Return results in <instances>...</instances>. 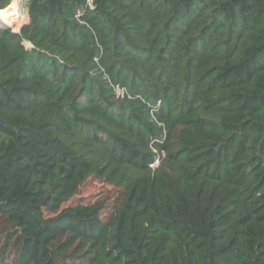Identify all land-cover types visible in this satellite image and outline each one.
I'll list each match as a JSON object with an SVG mask.
<instances>
[{
  "label": "trees",
  "instance_id": "obj_1",
  "mask_svg": "<svg viewBox=\"0 0 264 264\" xmlns=\"http://www.w3.org/2000/svg\"><path fill=\"white\" fill-rule=\"evenodd\" d=\"M27 8L0 25V264H59L65 237L78 264H264V0ZM91 177L122 192L107 221L69 205Z\"/></svg>",
  "mask_w": 264,
  "mask_h": 264
},
{
  "label": "rangeland",
  "instance_id": "obj_2",
  "mask_svg": "<svg viewBox=\"0 0 264 264\" xmlns=\"http://www.w3.org/2000/svg\"><path fill=\"white\" fill-rule=\"evenodd\" d=\"M15 1L20 3V7L25 12V17L23 19L19 18L20 20L17 21H19V23L27 22L28 0ZM14 13L18 14L20 12L16 10ZM0 25L1 27H10L12 30H14L13 25L9 21L4 20L1 17V14ZM26 44L29 47L31 46V44ZM121 201L122 192L120 190L104 181H101L98 178L91 177L81 186L77 195L69 202V205H75L79 203L95 204L97 202H102L104 203V208L102 209L101 214L103 219L107 221ZM15 243L16 233L14 232L12 225L0 216V246L2 249V254H5L9 256L10 259H12L16 247ZM52 249L59 264H78L82 262L87 257V254L91 252L90 246L87 243H80L72 237H65L59 240L57 243L52 245Z\"/></svg>",
  "mask_w": 264,
  "mask_h": 264
},
{
  "label": "bare ground",
  "instance_id": "obj_3",
  "mask_svg": "<svg viewBox=\"0 0 264 264\" xmlns=\"http://www.w3.org/2000/svg\"><path fill=\"white\" fill-rule=\"evenodd\" d=\"M17 5V6H16ZM18 11V12H20V13H18V14H15L14 13V11ZM5 15L7 16H5L4 14H3V16L7 19V20H9L10 22H13V23H19V21H17V20H20L19 18H24L25 17V12L22 10V8L20 7V3H17L16 1L14 2V3H12L11 5H9L6 9H5ZM27 22L29 21V17H28V15H27ZM27 22H25V23H27ZM25 23H20V24H25Z\"/></svg>",
  "mask_w": 264,
  "mask_h": 264
},
{
  "label": "built area",
  "instance_id": "obj_4",
  "mask_svg": "<svg viewBox=\"0 0 264 264\" xmlns=\"http://www.w3.org/2000/svg\"><path fill=\"white\" fill-rule=\"evenodd\" d=\"M117 93H118L119 95L124 96L125 89L120 88V87H117ZM163 154H164V153H163ZM159 163H160V158H157L156 161H155V163L152 165V167H154V168L158 167Z\"/></svg>",
  "mask_w": 264,
  "mask_h": 264
},
{
  "label": "water",
  "instance_id": "obj_5",
  "mask_svg": "<svg viewBox=\"0 0 264 264\" xmlns=\"http://www.w3.org/2000/svg\"><path fill=\"white\" fill-rule=\"evenodd\" d=\"M28 22H29V21H28ZM28 22H27V23H28ZM27 23H25V24H27ZM23 25H24V24H23ZM23 25H22V26H23ZM22 26H21V27H22ZM21 27H20V29H21ZM20 29H19V30H15V31H20ZM0 125H3V126H5V127H8V126H9L8 123H7L6 121H4L3 119H1V118H0Z\"/></svg>",
  "mask_w": 264,
  "mask_h": 264
},
{
  "label": "crops",
  "instance_id": "obj_6",
  "mask_svg": "<svg viewBox=\"0 0 264 264\" xmlns=\"http://www.w3.org/2000/svg\"><path fill=\"white\" fill-rule=\"evenodd\" d=\"M13 2H15V0H13L12 3H13ZM12 3H11V4H12ZM4 11H5V10H4ZM3 14L5 15V12H4ZM5 16H6V15H5ZM6 17H7V16H6ZM28 17H29V15H28Z\"/></svg>",
  "mask_w": 264,
  "mask_h": 264
}]
</instances>
